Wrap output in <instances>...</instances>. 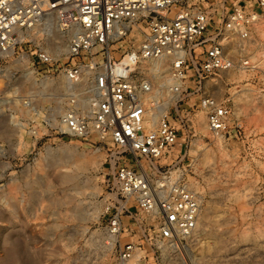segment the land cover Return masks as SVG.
Returning <instances> with one entry per match:
<instances>
[{"label": "rangeland", "instance_id": "rangeland-1", "mask_svg": "<svg viewBox=\"0 0 264 264\" xmlns=\"http://www.w3.org/2000/svg\"><path fill=\"white\" fill-rule=\"evenodd\" d=\"M144 39L139 33L119 42L112 56L120 58ZM68 43L56 28L34 31L22 50L29 54L41 46L53 55L54 66L25 59L0 74L3 98L13 104L17 97L14 105H0V264H117L120 246L137 241L147 218L129 202L125 231L111 238L105 208L119 198L114 174L137 160L96 133L77 142L57 130L63 88L48 76L72 62ZM158 64L168 68L166 61ZM152 80L166 108L173 100L167 78ZM247 81L245 73L226 72L205 83L208 94L232 105L225 138L208 130L199 97H174L187 128L170 107L181 130L178 147L159 165L202 197V214L185 243L188 253L148 248L146 259L133 264H264V94ZM21 98L29 106H21Z\"/></svg>", "mask_w": 264, "mask_h": 264}, {"label": "built area", "instance_id": "built-area-1", "mask_svg": "<svg viewBox=\"0 0 264 264\" xmlns=\"http://www.w3.org/2000/svg\"><path fill=\"white\" fill-rule=\"evenodd\" d=\"M56 28L69 37L72 60L53 78L63 88L57 130L77 142L96 133L101 142L129 152L135 165H119L114 174L118 199L107 204L108 235H123L128 204L147 218L137 241L120 246L117 264L146 259L148 248L188 253L186 242L197 231L202 197L159 162L178 147L180 129L170 107L174 97H199L216 138L230 133L232 105L208 94L210 78L242 72L248 85L264 94V0H0V74L27 59L54 66L41 46L22 50L34 31ZM142 33L144 41L112 56L119 42ZM33 60V61H32ZM168 62L162 70L159 62ZM167 78L173 96L165 108L152 78ZM157 92V93H156ZM17 98V97H15ZM10 104L0 92V105ZM21 106H29L20 99ZM176 120L187 128L177 107Z\"/></svg>", "mask_w": 264, "mask_h": 264}, {"label": "bare ground", "instance_id": "bare-ground-1", "mask_svg": "<svg viewBox=\"0 0 264 264\" xmlns=\"http://www.w3.org/2000/svg\"><path fill=\"white\" fill-rule=\"evenodd\" d=\"M2 83H3V82H2ZM2 83H1V81H0V87H1ZM7 94H8V96H10V97H12V96L14 97V94H15V93H9V92H8Z\"/></svg>", "mask_w": 264, "mask_h": 264}]
</instances>
